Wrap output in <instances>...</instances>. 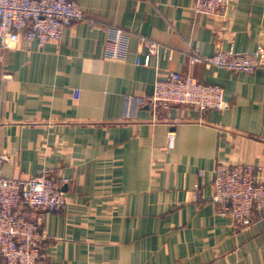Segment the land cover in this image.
I'll list each match as a JSON object with an SVG mask.
<instances>
[{
  "label": "crops",
  "instance_id": "crops-1",
  "mask_svg": "<svg viewBox=\"0 0 264 264\" xmlns=\"http://www.w3.org/2000/svg\"><path fill=\"white\" fill-rule=\"evenodd\" d=\"M77 1L84 17L60 41L0 47L5 177L69 179L65 208L24 210L47 234L37 264H264V211L237 225L211 197L217 164L264 166V66L193 61L264 47V0H232L223 19L194 0ZM109 26L131 34L125 60L104 56ZM141 37L160 45L149 65ZM172 71L223 87L227 106H155Z\"/></svg>",
  "mask_w": 264,
  "mask_h": 264
},
{
  "label": "built area",
  "instance_id": "built-area-1",
  "mask_svg": "<svg viewBox=\"0 0 264 264\" xmlns=\"http://www.w3.org/2000/svg\"><path fill=\"white\" fill-rule=\"evenodd\" d=\"M232 0H194L196 13L225 18ZM84 17L77 0H0V47L6 50L15 46L21 36L36 38L41 46L58 42L66 26H72ZM131 34L117 26L107 28L104 56L125 60ZM141 45L148 48L145 60L158 54L159 43L141 37ZM193 61L206 66H218L232 71L251 72L264 66V47L255 51L239 52L221 50L211 56L196 55ZM1 80L11 75L0 62ZM1 94V92H0ZM79 90H74L77 98ZM155 106L180 103L195 106L199 110L219 109L227 106L223 87L201 82L179 71L157 77L151 96ZM175 142V134H169V147ZM11 154L0 147V262L3 264H37L47 234L24 213L25 209L58 211L65 208L67 196L63 184L68 178H55L49 170L20 181L5 177L4 164ZM264 166L261 164L216 165L213 177L212 200L216 211L230 216L235 224L247 225L254 210L264 211Z\"/></svg>",
  "mask_w": 264,
  "mask_h": 264
}]
</instances>
